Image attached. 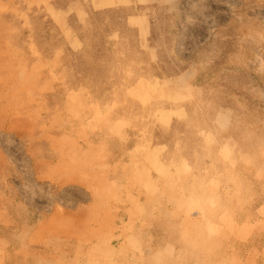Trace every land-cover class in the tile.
<instances>
[{
  "label": "rangeland",
  "instance_id": "1",
  "mask_svg": "<svg viewBox=\"0 0 264 264\" xmlns=\"http://www.w3.org/2000/svg\"><path fill=\"white\" fill-rule=\"evenodd\" d=\"M0 19V264H264V0Z\"/></svg>",
  "mask_w": 264,
  "mask_h": 264
},
{
  "label": "bare ground",
  "instance_id": "2",
  "mask_svg": "<svg viewBox=\"0 0 264 264\" xmlns=\"http://www.w3.org/2000/svg\"><path fill=\"white\" fill-rule=\"evenodd\" d=\"M112 4H113V3H112ZM113 5H114V4H113ZM61 9H62V8H61ZM4 10H5V9H4ZM260 11H261V10H260ZM122 13H123V12H122ZM258 13H259V12H258ZM152 14H153V13H152ZM138 16H139V15H138ZM139 17H140V16H139ZM139 17H138V18H139ZM58 18H59V17H58ZM140 19H141V17H140ZM0 20H1V19H0ZM115 20H116V19H115ZM106 21H107V20H106ZM55 22H56V21H55ZM134 22H135V20H134ZM97 25H98V24H97ZM71 27H72V26H71ZM126 27H127V26H126ZM71 29H72V28H71ZM0 30H1V29H0ZM4 30H5V29H4ZM82 30H83V29H82ZM122 32H123V31H122ZM119 37H120V36H119ZM0 38H1V37H0ZM130 39H131V38H130ZM70 41H71V40H70ZM78 43H79V42H78ZM81 45H82V44H81ZM25 51H26V50H25ZM14 56H15V55H14ZM15 61H16V60H15ZM18 61H20V60H18ZM42 61H43V60H42ZM59 62H60V61H59ZM62 65H63V64H62ZM15 69H16V68H15ZM15 69H14V70H15ZM32 70H33V69H32ZM16 72H17V71H16ZM2 73H3V72H2ZM31 73H32V72H31ZM174 78H175V77H174ZM31 79H33V78H31ZM40 80H41V79H40ZM3 81H4V80H3ZM11 81H12V80H11ZM141 82H142V81H141ZM23 83H24V82H23ZM33 83H34V82H33ZM138 83H139V82H138ZM138 83H137V84H138ZM168 83H169V82H168ZM171 83H172V82H171ZM24 86H25V85H24ZM185 86H186V85H185ZM17 87H18V86H17ZM13 88H14V87H13ZM152 88H153V87H152ZM136 89H137V88H136ZM136 89H135V90H136ZM143 90H144V89H143ZM147 90H148V87H147ZM153 90H154V89H153ZM130 91H131V90H130ZM150 92H151V90H150ZM145 93H146V92H145ZM183 93H184V92H183ZM151 94H152V93H151ZM145 95H146V94H145ZM177 96H178V95H177ZM148 98H149V97H148ZM165 98H166V96H165ZM171 98H172V97H171ZM1 99H2V98H1ZM174 99H175V98H174ZM58 100H59V99H58ZM20 103H21V102H20ZM30 103H31V102H30ZM149 103H150V102H149ZM170 103H171V102H170ZM195 103H196V102H195ZM27 104H28V103H27ZM163 104H164V103H163ZM146 105H147V104H146ZM10 106H11V105H10ZM61 107H62V106H61ZM15 108H16V107H15ZM167 109H168V108H167ZM219 109H220V108H219ZM12 110H13V109H12ZM164 110H165V109H164ZM168 110H169V109H168ZM175 110H176V109H175ZM3 111H4V110H3ZM154 111H155V109H154ZM178 111H180L179 108H178ZM8 112H9V111H8ZM26 112H27V111H26ZM162 112H163V111H162ZM182 112H183V111H182ZM15 113H16V112H15ZM55 113H56V112H55ZM166 113H167V112H166ZM172 113H173V112H172ZM56 114H57V113H56ZM163 114H164V113H163ZM163 114H161V116H160L159 118L163 117V116H162ZM173 114H174V113H173ZM175 114H176V113H175ZM175 114H174V115H175ZM152 115H154L153 112H152ZM166 115H167V114H166ZM179 115H180V114H179ZM91 116H92V115H91ZM164 116H165V115H164ZM183 116H184V114H183ZM223 116H224V115H223ZM185 117H186V116H185ZM35 119H36V118H35ZM35 119H34V120H35ZM157 120H158V119H157ZM163 120L165 121V119L162 118L161 121H163ZM104 121H105V120H104ZM159 121H160V120H159ZM166 121H167V120H166ZM164 123H165V122H164ZM167 123H168V122H167ZM115 129H116V128H115ZM134 129H135V128H134ZM134 129H133V130H134ZM8 132H9V131H8ZM63 135H64V134H63ZM130 135H131V134H130ZM76 137H77V136H76ZM157 145H158V144H157ZM157 145H156V146H157ZM160 147H161V145H160ZM67 149H68V148H67ZM157 149H158V148H157ZM222 150H224V149H222ZM222 150H220V151H222ZM153 151H155V150H153ZM225 151H226V150H225ZM150 153H151V152H150ZM175 153H176V152H175ZM242 153H243V152H242ZM262 153H264V151H263ZM243 154H244V153H243ZM144 156H145V155H144ZM153 156H154V154H153ZM156 156H157V155H156ZM156 156H155V157H156ZM240 156H241V155H240ZM244 157H245V156H244ZM244 157H243L242 159H244ZM247 157H248V156H247ZM247 157H246V158H247ZM147 158H149V157H147ZM156 158H157V157H156ZM156 158H155V160H156ZM157 159H158V158H157ZM250 159H251V158H250ZM146 160H147V159H146ZM176 160H177V159H176ZM244 160H245V159H244ZM263 161H264V160H263ZM176 162H178V161H176ZM231 162H232V161H231ZM249 162H250V161H249ZM166 164H167V163H166ZM94 165H95V164H94ZM157 165H158V164H157ZM183 165H184V164H183ZM232 165H233V164H232ZM150 166H151V165H150ZM169 166H170V165H169ZM185 166H186V165H185ZM188 167H189V165H188ZM186 168H187V167H186ZM186 168H185V169H186ZM72 169H73V168H72ZM83 169H85V168H83ZM153 169H155V168H153ZM173 169H174V168H173ZM185 169H184V170H185ZM164 170H165V169H164ZM166 170H167V169H166ZM185 171H186V170H185ZM167 172H168V170H167ZM182 172H183V171H182ZM164 173H165V172H164ZM171 173H172V172H171ZM138 175H139V174H138ZM64 177H65V176H64ZM139 177H140V176H139ZM143 178H144V177H143ZM150 179H151V178H150ZM64 184H65V183H64ZM146 185H147V184H146ZM92 195H93V194H92ZM125 199H126V198H125ZM211 199H212V198H211ZM135 200H136V199H135ZM192 200H193V199H192ZM125 204H126V203H125ZM131 205H132V204H131ZM192 205H193V204H192ZM117 207H118V206H117ZM195 208H196V207H195ZM3 209H4V208H3ZM261 209H262V208H261ZM125 210H126V209H125ZM125 210H124V211H125ZM196 210H197V209H196ZM193 211H194V210H193ZM196 212H197V211H196ZM191 213H192V212H191ZM58 214H59V213H58ZM196 214H197V213H196ZM226 214H227V212H226ZM102 215H103V214H102ZM189 215H190V214H189ZM138 216H139V215H138ZM197 216H198V215H197ZM226 216H227V215H226ZM223 217H224V216H223ZM228 217H229V216H228ZM231 217H232V216H231ZM98 219H99V218H98ZM111 219H112V218H111ZM222 219H223V218H222ZM101 220H102V219H101ZM43 221H44V220H43ZM49 221H50V220H49ZM133 222H134V221H133ZM206 222H207V221H206ZM47 224H48V223H47ZM139 224H140V222H139ZM85 225H86V224H85ZM211 225H212V224H211ZM213 225H215V224H213ZM224 225H225V224H224ZM75 226H76V225H75ZM215 227H216V225H215ZM225 227H226V226H225ZM66 228H67V227H66ZM218 228H219V227H218ZM234 228H235V227H234ZM50 229H51V228H50ZM211 229H213V228L211 227ZM219 229H220V228H219ZM232 229H233V228H232ZM246 229H247V228H246ZM242 232H243V231H242ZM35 235H36V234H35ZM95 235H96V234H95ZM103 237H104V236H103ZM32 241H33V240H32ZM122 241H124V240H122ZM21 243H22V242H21ZM67 244H68V243H67ZM92 244H93V243H92ZM130 247H131V246H130ZM79 249H80V248H79ZM92 249H93V248H92ZM154 253H155V252H154ZM75 257H77V256H75ZM94 261H95V260H94Z\"/></svg>",
  "mask_w": 264,
  "mask_h": 264
}]
</instances>
